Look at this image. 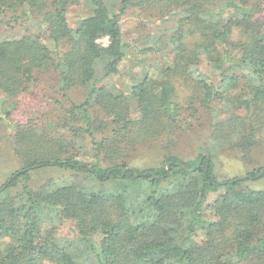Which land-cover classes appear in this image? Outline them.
<instances>
[{"label":"trees","instance_id":"trees-1","mask_svg":"<svg viewBox=\"0 0 264 264\" xmlns=\"http://www.w3.org/2000/svg\"><path fill=\"white\" fill-rule=\"evenodd\" d=\"M86 1L87 13L72 27L66 15L70 0H0V22L7 12L20 10V17L39 13L47 35L0 40V90L18 97L35 82L36 73L53 67L62 95L75 86L89 88L84 102L66 110L84 121L82 129L100 150L114 155L108 166L75 159L46 132L16 123L8 110L2 113L0 102V120L14 131L13 150L22 162L0 185V264H264V189L244 187L245 181L264 174V165L246 176L219 179L211 152L192 160L166 154L161 165L146 169L123 159L139 144L176 133V87L150 74L133 83L134 117L125 95L99 86L100 70L102 78L124 75L128 45L121 16L140 2L119 0L116 9L106 0ZM167 1L184 9L190 33L200 37L193 51L185 47L182 31L170 36L177 59L167 72L183 76L204 58L219 78L193 71L201 97L250 114L248 132L242 129V117H229L216 124L212 140L240 136L248 149L264 119V0H228L218 10L207 8V0ZM226 10L236 16L219 17ZM235 27L241 32L238 40L232 39ZM103 38L107 45L100 42ZM95 104L112 118L110 134L100 141L89 112ZM50 168L85 173L116 187L106 194L76 180L32 190V173ZM210 192L218 195L206 205ZM209 209L216 219L206 218ZM60 217L76 220V238L44 232L46 221Z\"/></svg>","mask_w":264,"mask_h":264},{"label":"rangeland","instance_id":"rangeland-1","mask_svg":"<svg viewBox=\"0 0 264 264\" xmlns=\"http://www.w3.org/2000/svg\"><path fill=\"white\" fill-rule=\"evenodd\" d=\"M116 9L119 0H106ZM140 3L131 7L121 16V27L124 42L128 45V58L125 63L123 76L111 75L102 78L100 70L99 86H104L115 95H125L131 105L132 116H137V100L132 95V84L142 81L146 74L158 80H169L175 87V99L179 104V121L177 131L170 139L160 138L147 144H139L135 150L124 152L123 159L130 166L140 169L161 165L166 154H175L183 160H192L200 154L212 153L214 172L219 179L234 176H246L250 171L264 165V119L257 123V133L252 144L247 149L240 136L232 140H212L215 126L218 122L234 116L242 117L244 131H249L250 114L244 108H234L217 101H206L201 97L197 86L194 70L204 75L218 79V73L211 69L206 60L192 66L189 72L179 76L169 74L168 67L174 65L177 59L176 45L170 36L182 31L185 36L184 44L189 50L195 51V45L200 39L198 33L193 35L185 24V11L179 4L167 0H136ZM228 0H207V8L221 9ZM86 0H70L67 6V18L72 27H76L81 15L87 13ZM21 11L14 14L7 12L0 22V40L19 38L26 34L45 35V28L39 24L40 14L21 16ZM14 16L20 17L13 19ZM236 16L229 10L221 18ZM47 37V35H45ZM239 27H235L233 40L240 39ZM100 42L108 44V39ZM36 80L28 84L26 91L18 97H10L0 90L2 113L10 112L11 119L46 132L50 137L64 145L75 159L104 166L113 164L112 150H100L92 137L84 132V121L71 117L67 108L72 103H82L88 97L89 88L75 86L62 95L58 89V74L53 67H48L41 73H36ZM93 117L94 133L97 141L110 134L111 116L100 105H93L89 111ZM262 127V128H260ZM13 133L6 121L0 120V185L15 171L21 168L22 162L13 150ZM77 134V135H76ZM111 153V154H110ZM78 180L93 190L110 193L116 187L113 183H97L85 173H77L69 169L50 168L37 170L32 173L30 185L32 190L57 187ZM13 190L16 194L22 185ZM244 187L254 190L264 189V174L256 179L245 181ZM218 192H210L206 205H212ZM207 219L214 220L216 215L212 209L207 210ZM44 232L53 234L59 239H73L79 235L77 222L73 218L50 219L45 222ZM96 240L100 239L95 234ZM199 236L198 240H202Z\"/></svg>","mask_w":264,"mask_h":264}]
</instances>
